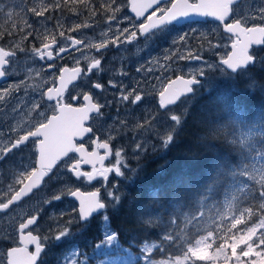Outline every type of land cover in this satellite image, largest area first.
<instances>
[{"label": "snow or ice", "instance_id": "6c2138e0", "mask_svg": "<svg viewBox=\"0 0 264 264\" xmlns=\"http://www.w3.org/2000/svg\"><path fill=\"white\" fill-rule=\"evenodd\" d=\"M238 3L239 0H36L31 6L20 9L21 23L15 28H0V42L5 41V37L9 38L8 47L0 46V78L14 74L9 66L16 60L18 53L28 51L32 59L44 62L42 68L35 72V76L41 77L39 83L21 81L0 91V109L9 106L13 94L22 88L25 93L29 90L36 93L27 103L17 98L16 103L11 105V111L17 114L21 112L22 107H27L26 122L12 127L9 132H0V136L7 137L6 141L0 140V162L10 158V154L21 152L25 148H30L32 154L29 163L11 172L10 182L0 187V214L8 221L7 228H0V243L8 245L0 251V264H40L41 254L45 251V241L49 238L34 234L39 231L38 219L41 209L33 213L15 215V210L10 209L34 190L46 187V178L55 176V170H62L67 174L60 177L65 183L50 198L44 199L43 203L51 204L64 197H72L78 201V207L67 214V219L63 218V213L61 217H54L57 234L51 238L62 240L70 236L74 223L87 224L96 214L101 215L107 223V210L113 205L118 206V185L112 183L110 177L124 175L123 168L129 150L123 147L114 150L112 141L117 139L114 131L118 135H125V129L135 132L131 148L136 151L150 146L149 134L162 138L164 146L171 143L174 139L171 125L178 126L185 118L183 110L177 113L172 106L194 92L195 86L200 82L199 77L206 76L207 73L202 67L188 72L187 75H176L175 78L160 75L148 80V74H174L181 71L175 66L177 61L204 60L202 53L205 50V42L207 51L213 55L216 49H227L224 55L219 56L217 62L205 61L209 70L220 68L232 75H239L256 63L257 57L251 50L254 46H264V4L248 12H240L234 7ZM76 5H81L83 11L78 10ZM8 8L0 3V13H4ZM125 9L132 15H120ZM65 10L77 17L88 18L65 27ZM57 12L61 13L58 17L54 15ZM101 14L106 18V31L102 30L98 36L91 39L86 35L77 37L71 34L94 27L89 20ZM27 16L38 18V26H33ZM208 19L219 23L230 44L213 43L204 32H200L199 36L193 33L191 38L188 34H182L173 40V47L164 54L163 63L159 58H154L151 66L141 64L136 68V72L145 75L144 80L133 78L134 83L131 86L123 80L107 81L108 87L118 90L117 98L121 104L136 106L146 98L154 96L157 99V108L146 109L144 115L131 123L127 120H117L119 127L112 129L110 126L105 133V139L97 137L89 121L103 117L102 109L108 106L106 103L96 99L90 92L68 94L67 100L71 102H66L65 94L68 93L69 85L105 70L103 58L109 48L131 45L142 38L148 40L181 21L206 23ZM17 32L22 33L23 40L31 44L30 49L16 42ZM191 40H197L198 43L193 46ZM72 51L79 53V56L73 57L74 66L66 67L61 64L58 67L57 61L64 60L65 54ZM44 68L55 71L48 76H41ZM117 75L127 77L129 73L121 65ZM91 88L100 92L106 90L105 83L102 82L91 83ZM80 100L83 101L82 106L74 107L72 102ZM66 107L80 110V131L71 137L69 147L56 158L47 149L52 127L60 123ZM85 137H89V140L86 141ZM85 143H90L93 150L89 151ZM85 165L89 166L90 170H83ZM69 176L89 184L99 181L100 187L85 193L70 182ZM106 235L109 243L117 238L114 232H107ZM237 242L239 246L233 254L232 246ZM140 252L145 264H262L264 216L249 218L246 223L237 224L235 227L229 223L223 229H214L212 234L205 232L194 243L188 244L179 255L154 258V247L147 244H143ZM205 252L207 255H204ZM79 255L77 251H71L64 264H87L86 259L78 260Z\"/></svg>", "mask_w": 264, "mask_h": 264}, {"label": "trees", "instance_id": "16d2710c", "mask_svg": "<svg viewBox=\"0 0 264 264\" xmlns=\"http://www.w3.org/2000/svg\"><path fill=\"white\" fill-rule=\"evenodd\" d=\"M25 1L27 7L36 2ZM70 16L76 18L69 23L88 18L65 10L63 20ZM252 71L253 78H225L212 89L199 90L166 153L131 168L127 193L107 211L121 247L137 253L143 244L154 243V258L179 255L205 232L264 216V184L253 179L236 187L256 157L241 133L264 128V68ZM255 80L260 85L254 86ZM232 198V212L219 218ZM216 214L218 220L210 223ZM80 226L73 246L89 253L101 240L100 227L97 221Z\"/></svg>", "mask_w": 264, "mask_h": 264}, {"label": "flooded vegetation", "instance_id": "af4514ba", "mask_svg": "<svg viewBox=\"0 0 264 264\" xmlns=\"http://www.w3.org/2000/svg\"><path fill=\"white\" fill-rule=\"evenodd\" d=\"M23 1H24L23 2L24 8H27V1H25V0H23ZM243 2H245V0H240V2L237 5H239L240 3H243ZM237 5H235V6L237 7ZM8 9L3 13V19L0 20V28H15L18 23H21L20 14L18 13L16 15V20H15L14 14L12 12H10ZM127 14L132 15L129 10H127ZM125 15H126V12H125ZM26 18L29 20L30 23L33 24V26H36L38 18L33 17V16H27ZM90 22L96 28L100 27L101 29H105L107 27V22L105 23L102 20V18H100V17H95L94 19H91ZM203 23L210 25L212 28L218 27L221 31V35L223 37H227V34H225L223 32V30L219 26L218 22L208 20L206 23L205 22H203ZM190 24H191L190 22L181 21L179 24H176L174 26H169V28H177L180 30V29H183V28L189 26ZM92 32L93 31H89V33H92ZM73 34H76L77 37L83 35L82 32L81 33H73ZM20 35H22V33L17 32L16 38H15L16 42L20 43L22 47H25L26 49H30L31 44L24 41L23 37ZM30 39L31 38H29V40ZM148 40H144L142 38L138 42L131 44V46L140 45L143 42L148 41ZM8 42H9V38L5 37V41L0 42V46L8 47ZM125 46L130 47V45H125ZM154 49L158 50L159 48L154 47ZM261 49H264V46L253 47L252 54L257 57V51H259V50L261 51ZM112 51H113V48H109L106 52V55L103 58L104 59L103 68L105 69L106 66L110 67L108 72L112 71V69H114V68L120 69L121 65L123 66V64H124L119 59H117L118 54H115L116 59L113 57V55L111 54ZM132 54H133V52H130V54H129L130 55V61H133V58H131ZM77 56H79V53L76 51H72L71 53L65 54V59L62 61H57V66L59 67L62 64L63 66H66V67H73L74 66L73 57H77ZM111 59H113V60H111ZM43 63L44 62H41L38 59H35V60L32 59L30 52H28V51H26L25 53H18L16 60L9 66L10 70L14 74L11 76H8L6 78H0V91L3 90L5 87H8L10 84L19 83L21 81H25V82H28L30 84L40 82L41 77L35 76V72L37 70L39 71L42 68ZM83 63L84 62L82 61L81 66H83ZM256 63H257V60H256ZM127 64H128V62L125 61V65H127ZM186 64L187 63L183 62L182 65H186ZM179 65H180L179 61H177L175 66L177 67ZM254 65H250L249 68H252ZM31 67H33L35 70V72L33 74H31V71H30ZM54 71H55V69L44 68L42 73H41V76H48L49 72L52 73ZM117 72H118V70L114 73H111V75H117ZM97 74L98 73H94V74L90 75L89 77H87L83 80L76 81V82H74V84L69 85L68 86V93L65 94L66 95V102H71V101L67 100L68 94L76 95L78 92H90L96 99L100 100L101 102H104L105 99H108L106 97L102 98V95H101L102 92H100L99 90L91 88V83H93V82H102V83H105V86L107 85V81H108L107 73L104 75V77L102 79H96V77H99V75H97ZM177 74H179V73L177 72ZM204 77L205 76L201 77L202 78L200 80L201 82H203L205 80L206 77L205 78ZM109 78H111V77H109ZM119 78H120L119 81H121L122 76H119ZM112 79H115V77L112 76ZM201 85H202V83L201 84L198 83L197 86H195L196 88L194 90V93L192 92L193 94L191 93V94H189V96L187 98L182 99V101H181L182 103L185 102V103L189 104L186 107V109L183 110V113H186L187 110L190 108L191 103H192L191 102L192 98L196 95V93L199 90H201V89L209 90V89L216 87L218 84L212 88L202 87ZM35 95H36V93H32L31 90H29L28 93H25L23 88L21 89V91L15 92L13 94V98H12L9 106L0 109V132H4V133L9 132L12 127L17 126V125H22L26 122V120L28 119L27 107H22L21 112L19 114H17V113H13L11 111V105L15 104V101L17 100V98L22 99L27 103L30 101L31 97L35 96ZM185 99H187V100H185ZM114 101H115V99L113 101L110 100L108 103H111ZM143 102H142L141 106L144 104ZM181 102H179L180 104L178 103L177 105L172 106V107H174V109H175V107H179L182 104ZM72 103H73L74 107H79V106H82L83 101L80 100V101L72 102ZM108 103H106V104L108 105ZM110 105L111 104H109L108 106H110ZM108 106H106L105 109H102V111L106 110ZM69 114H71V116H72V119L69 120V123L76 124V127H75L76 130H72V132L69 133L66 144H64V142L61 139V142L64 144V146L61 145L60 149L56 148L55 151L50 152V154H55L56 158H59V155L63 154L66 147L67 148L69 147L71 137L73 135L78 134L80 131V113H69ZM113 114L114 113H104L103 117H96L93 120L89 121V123L93 125L94 131H96L97 137H99L101 140L106 138L105 133L107 131L100 130V128L104 129V127L100 126V120L102 118H105L106 115L111 116ZM125 114H128V118L130 119L128 122L131 123V119L133 116H135V113H125ZM141 114H143V113H139L138 115H141ZM74 115H76L75 118H74ZM60 122H61V120H60ZM56 125L60 127L61 123L54 124L53 127ZM110 126H111V121H110L109 127ZM180 126H181V123H180ZM109 127H108V129H109ZM117 127H118V125H116V128ZM112 129H115V128H112ZM124 131L126 132L125 135H118L115 132H113L114 135H117V139L115 141H112V146H113L114 150H117L116 146L120 145V144L124 145V147H125L124 149L129 150L128 151V157L126 158V162H125V166H127V170H126V168H123L124 175L120 176V177H115V176L110 177L111 182L118 185V187L116 188L118 200L123 198V196L128 191V185L127 184L129 182V173L131 171V168L133 166H137L138 164H141L144 161L151 160V159H157V158L163 156L162 154L166 153V151L169 147V144H170L169 143L167 146L159 148L158 147V143H159L158 138H155V136H151V134H149L150 146L147 147V150L143 153L142 151H136L135 149L131 148V145L134 142L132 138L136 136V133L132 132V131H128L127 129H125ZM6 139H7L6 136H0V140L6 141ZM85 140L88 141L89 137H85ZM85 147H87L89 149V151L93 150L92 145L90 143H85ZM31 155H32L31 149L25 148L21 152H16L14 154H10V158L5 159L4 161L0 162V187L6 186L7 183L10 182L11 172L17 171L20 168H22L25 164L29 163V158L31 157ZM83 170L87 171V170H90V168H89V166L85 165ZM64 176H67V174L64 171L55 170V176H53L51 179L46 178V185H47L46 187L42 186L40 189L34 190L33 193H31L28 197H25L18 204L13 205L12 209H10V211H12L13 209L15 210L13 212L14 215L19 214V213H33L37 209H41V211L39 212V219H38L39 231L34 232V234H38L41 237L47 236L49 238L45 241V251L41 254L40 264H59L60 257L63 255V252H64L65 242H64V239L55 240V239L51 238L53 235L57 234L55 231L57 229V223H56V220L54 219V217H61V214L63 213L64 210H71V209L73 210L75 207H78V201H76L72 197H64L62 200L53 201L51 204L43 203L44 199L50 198L51 195L54 192H56L65 183V180L60 178V177H64ZM68 179L71 181V183L73 185H75L76 187H79L80 190L85 192V193L90 192V191H94V190H96V188L100 187L99 181H94L91 184H89L86 181H82V180L77 181L74 178H71L70 176L68 177ZM79 182H82V184H79ZM98 216H100V215H98ZM98 216H95L94 218H92L90 222L98 219ZM0 225L2 226V228L8 227L7 218H4L3 214H0ZM71 229H75L78 231V229H80V223L73 224L71 226ZM75 236H78V233H76ZM70 242L71 241H69L68 244H70ZM7 247H8V245L6 243H0V251H3ZM29 250L31 251L32 248L30 247Z\"/></svg>", "mask_w": 264, "mask_h": 264}, {"label": "rangeland", "instance_id": "374dc122", "mask_svg": "<svg viewBox=\"0 0 264 264\" xmlns=\"http://www.w3.org/2000/svg\"><path fill=\"white\" fill-rule=\"evenodd\" d=\"M9 2L10 3L8 6L10 8H13V9H11V11L15 12V11H19L21 9V7L18 4V0H9ZM262 4H264V0H245V2L239 4L236 7V9L240 12H248L252 9L259 8ZM120 14L123 16V15H125V12H122ZM126 15H129V14H127V11H126ZM77 22H81V21L78 20ZM51 25L52 24H50V22H49V27H51ZM68 25H66V26H68ZM121 26L123 27L125 25H121ZM106 29H107V27L105 29H101V28L96 29V28L92 27L89 29H83L82 33H83V35H86L89 39H91L94 36H98L102 30L106 31ZM89 31H93V32L89 34ZM200 32L206 33L208 35V38L211 39L213 41V43L230 44V41L227 39V37H223L221 35V31L218 27L212 28L208 24L191 23L189 26H187L183 29H180V30L177 28H168V29H165L164 32L158 33L155 37L150 38L148 41H145L140 45H133V46L130 45V47H127L124 45V46H121L120 48H113V51L111 52V54L113 55L114 58L116 57L115 54H118L117 59H119L122 63H124L123 67L129 73V75L127 77L122 76L121 80H123V82L125 84H129L130 86L134 83L133 78L138 79V80H144L145 75L143 73L136 72L137 67H139L141 64L145 65L146 67L151 66V61L154 58H159L160 62L163 63V56L167 52V50H169L170 48L173 47L172 42L174 39L179 38L182 34H188L189 38L192 37L193 33H195L197 36H199ZM191 42H192L193 46H195L198 43L197 40H191ZM154 47L159 48L160 51L155 50ZM226 51H227V49L222 47V48L216 49L215 55H213L211 52L207 51V45L205 42V50L202 53V55L204 56L203 61L202 60L201 61H197V60L179 61L180 65L183 64V62L187 63L186 65L177 66L178 68L181 69V71H179L180 74H177V72L174 74L173 73L153 72V73H150L147 75V79L153 80L154 78H158L160 75H164L166 77L172 76V78H175L176 75H181V74L187 75L188 72L203 67L205 69L207 75L205 76L206 78L204 77L206 80H204L202 82L201 86L207 87V88H212L215 85L222 83L225 78H227L230 81H237L238 77H241V78L244 77L245 78V77L251 76V78H253L254 77V71H252V70L254 68H256V67L264 68V49H261V51L260 50L257 51V63L258 64L256 63L255 64L256 66L254 65L252 68L246 69L249 72H247L245 70V73H242L239 75H236V74L231 75L230 73L225 72L224 70H222L220 68L214 69V70H209L207 68V65L205 64V61L215 63L218 61L219 56L224 55L226 53ZM130 52H133V54L131 55V58H133V61H130V55H129ZM88 55H93V53H88ZM207 57H208V59H207ZM125 61L128 62L127 65H125ZM108 67L109 66L105 67V70L102 73H98L97 75H99L100 78L96 77V79H102L104 77V75L107 73L108 80L112 79V76H114L115 79H112V80L119 81V79H120L119 75H111V73H114L117 70L119 71V69L116 68L117 69L116 70L114 68V69H112V71L107 72L106 70L110 69V67L109 68ZM30 71H31V74H33L35 72L33 67L30 68ZM50 74L51 73L49 72L48 75H50ZM228 76H230V77H228ZM109 77H111V78H109ZM254 82L258 83L257 85H254V86L260 85L258 80H255ZM5 88H7V87H5ZM101 95H102V98H104V97L108 98V99L104 100V103H108L110 100L113 101L114 99H115V101L108 103V105L109 104H111V105L108 106L107 109L103 111V113H114V114L111 116L106 115L105 118H102L100 120V126L104 127V129L100 128V130L108 131L110 121H111V127L112 128H116V125H118V127H119V124L116 123L117 120H123L124 119V120L129 121L130 119L128 118V114H125V113H130V112L135 113V116H133L131 119V122H132L136 119H139L142 115H144L146 109H156L157 108V99L154 96L151 98H146L144 101V105L142 107H140V105H136V106L123 105L119 102V100L117 98L119 95L118 90L110 88L107 85H106V90L104 92H102ZM15 103H16V101H15ZM141 104H142V102H141ZM187 106H188V103L184 102L179 107H175L174 110L177 113H179L182 110H185ZM139 113H143V114L138 115ZM157 126H159V125H157ZM179 126H180V124L178 126L177 125H171V132H174V137H175L176 132H178ZM169 134H171V133H169ZM151 136H155V135L151 134ZM241 137L244 138L246 140V142L251 147H253L255 149L256 157L253 158L251 165L247 166V169H245L244 172L240 173L241 177L237 179L238 184L236 185V187L237 186L238 187H244L248 184L249 181H251L253 179H256L259 183L264 184V128H262V127L259 128L256 126V127L251 128L249 130H245L241 133ZM155 138H157V137L155 136ZM158 142H159L158 143L159 148L164 147V145L162 144V138H158ZM121 147L125 148L123 144H120V145L116 146V149L120 150ZM146 150H147V147L144 150H142V152L144 153ZM162 155H164V154H162ZM124 168H126V170H127V166H125ZM79 184H82V182H79ZM233 200H234V198H232L231 201L227 202V204L225 205L224 212L220 213L221 216L219 218H224V217L226 218V217H228V214L232 212V208L234 205ZM70 212H72V209L71 210H64L63 214H65V216L63 218L67 219V214ZM73 215H75V214L73 213ZM218 216H219V214H216L215 216H213V219L209 220V222L212 223L213 221L218 220ZM96 221L100 227V231H101V237L100 238H101V240L98 241L97 243H95V244L93 243L91 245V249L89 250V253H84L83 250H78L76 247H73L74 241H72L79 236V233L82 231V227H81V229H78V231L75 229H71L70 236L64 238V242H65L64 253L60 257L59 264H64L65 258L73 250L80 253L78 260L86 259L87 264H145L144 258H143V255L141 254V252L136 253L130 249L121 247L119 245L117 238L114 239L111 243H109L107 240L106 233L107 232H113L109 227V223L108 222L105 223L103 221V218L101 215L98 216V219ZM88 225H93V221L88 223ZM208 225H210V224L206 223V226H208ZM0 228H2L1 225H0ZM76 233H78V236H75ZM69 241H71L70 244H68ZM147 245L150 247H154V249L156 248L154 243H147ZM238 246H239V242H237L236 245L232 246V253L233 254H235L236 247H238ZM204 255H207V253L205 252ZM262 264H264V262H262Z\"/></svg>", "mask_w": 264, "mask_h": 264}, {"label": "water", "instance_id": "95a60500", "mask_svg": "<svg viewBox=\"0 0 264 264\" xmlns=\"http://www.w3.org/2000/svg\"><path fill=\"white\" fill-rule=\"evenodd\" d=\"M193 19H201V18H193ZM255 47H259V46H255ZM69 113H80V110H77V109L72 108V107H66L64 109V111L62 113V119L60 122L61 123L60 127L57 125L52 127L51 140H50V144L48 145V149H47L49 153L52 151H55L56 148L60 149L61 145L64 146V144H66V142H67L69 133L72 132V130H76L75 129L76 124L69 123V120L72 119V116ZM75 116L76 115H74V118H75ZM61 139L64 142V144L61 142ZM66 149H67V147H66ZM52 155H55V154H52ZM96 215H94V216H96Z\"/></svg>", "mask_w": 264, "mask_h": 264}, {"label": "bare ground", "instance_id": "6f19581e", "mask_svg": "<svg viewBox=\"0 0 264 264\" xmlns=\"http://www.w3.org/2000/svg\"><path fill=\"white\" fill-rule=\"evenodd\" d=\"M23 2H24V1H23ZM120 15H121V14H120ZM66 16H67V15H66ZM70 17H71V16H70ZM92 21H93V20H92ZM96 21H97V20H96ZM97 22H98V21H97ZM90 23H91V22H90ZM36 26H37V24H36ZM89 34H90V33H89ZM20 36H22V35H20ZM23 43H24V42H23ZM158 45H159V44H158ZM164 45H165V44H164ZM164 45H163V46H164ZM170 46H171V45H170ZM170 46H169V47H170ZM160 47H161V46H160ZM164 47H165V46H164ZM169 47H168V48H169ZM161 48H162V47H161ZM164 49H165V48H164ZM170 49H171V48H170ZM158 50H159V49H158ZM159 51H160V50H159ZM157 52H158V51H157ZM163 54H164V53H163ZM163 54H162V55H163ZM159 57H160V56H159ZM205 59H206V58H205ZM207 59H208V57H207ZM111 60H113V59H111ZM202 61H203V60H202ZM259 61H260V60H259ZM107 62H108V61H107ZM114 63H115V62H114ZM184 63H185V62H184ZM110 64H111V63H110ZM257 64H258V63H257ZM117 65H118V64H117ZM181 65H182V64H181ZM255 66H256V65H255ZM106 67H107V66H106ZM113 67H114V66H113ZM108 68H109V67H108ZM111 69H112V68H111ZM115 69H116V68H115ZM117 69H118V68H117ZM117 69H116V70H117ZM246 71H247V70H246ZM107 72H108V70H107ZM247 72H249V71H247ZM178 73H179V72H178ZM250 73H251V72H250ZM179 74H180V73H179ZM248 74H249V73H248ZM244 76H245V75H244ZM208 77H209V76H208ZM228 77H230V76H228ZM201 79H202V78H201ZM205 80H206V79H205ZM201 83H202V82H201ZM201 83H200V84H201ZM203 85H204V84H203ZM202 87H203V86H202ZM218 88H219V87H218ZM193 93H194V92H193ZM193 93H192V94H193ZM185 100H187V99H185ZM188 102H189V101H188ZM143 103H144V102H143ZM181 103H182V102H181ZM179 104H180V103H179ZM143 105H144V104H143ZM143 105H142V106H143ZM188 105H189V104H188ZM142 106H141V104H140V107H142ZM129 107H130V106H129ZM126 108H127V107H126ZM130 108H131V107H130ZM114 109H115V108H114ZM137 109H138V108H137ZM111 112H112V111H111ZM119 112H120V111H119ZM132 112H133V111H132ZM130 113H131V112H130Z\"/></svg>", "mask_w": 264, "mask_h": 264}]
</instances>
